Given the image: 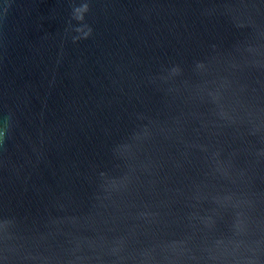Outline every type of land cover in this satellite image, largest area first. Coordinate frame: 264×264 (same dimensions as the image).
Returning <instances> with one entry per match:
<instances>
[{
	"label": "water",
	"instance_id": "obj_1",
	"mask_svg": "<svg viewBox=\"0 0 264 264\" xmlns=\"http://www.w3.org/2000/svg\"><path fill=\"white\" fill-rule=\"evenodd\" d=\"M0 264H264V0H0Z\"/></svg>",
	"mask_w": 264,
	"mask_h": 264
},
{
	"label": "clouds",
	"instance_id": "obj_2",
	"mask_svg": "<svg viewBox=\"0 0 264 264\" xmlns=\"http://www.w3.org/2000/svg\"><path fill=\"white\" fill-rule=\"evenodd\" d=\"M79 7H82V6H79ZM79 7H77L76 10H79ZM90 33H91V29H89V32L85 35V38H87V35H90Z\"/></svg>",
	"mask_w": 264,
	"mask_h": 264
}]
</instances>
